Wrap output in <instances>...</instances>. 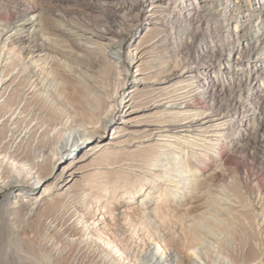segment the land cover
<instances>
[{
	"label": "bare ground",
	"instance_id": "1",
	"mask_svg": "<svg viewBox=\"0 0 264 264\" xmlns=\"http://www.w3.org/2000/svg\"><path fill=\"white\" fill-rule=\"evenodd\" d=\"M171 1L156 0L152 4L156 23L161 26L160 36L151 39L153 44L145 49L143 44L137 45L127 57L122 55L124 40L117 33L69 25L86 54L79 58L97 63L103 70L94 77L71 67L63 79L54 68L55 40L42 38L51 46L48 49L52 55L40 49L43 42L35 47V33L43 30L41 21L30 15L29 8L19 9V3L13 10H3L0 15V191L17 188L12 204H8L7 193L0 205V233L4 232L6 238L16 240L40 204L73 182L79 184L78 188L95 190L94 201L102 204L118 196L116 189H124L121 192L129 199L141 195L137 216L153 231L152 238L164 244L167 256L161 257L156 250L147 248L139 252L127 246L134 236L131 234L139 233L135 228L130 231V226L117 232L121 238L118 251L108 250L109 257L96 254L91 248L88 227L73 210L86 190L81 194L69 191L60 208L42 222L39 243L42 248L53 243L56 247L57 239H61L72 255L70 264H264V220L259 213L264 186L255 184L257 190L245 196L248 205H242L219 183H209L205 188L196 184L195 179L217 160L223 161V143L230 132L237 136L244 130L243 122L240 129L232 128V123L238 114L250 115L252 102L243 95V80L246 74L250 76L256 71V64L252 69L250 61L244 62L242 46L255 43L246 49L249 59L256 60L264 52V17L252 9L254 5H250L254 2L250 0H218L216 9L208 13L206 23L216 29L215 36L209 40L213 52L218 54L215 71L227 74L230 82L238 80L234 101L221 106L212 92L200 93L201 89L211 87L210 81L185 63L177 67L179 82L170 85L158 80L160 69L147 66L156 60L151 51L172 38L176 25L187 22L199 8L209 12L214 5L210 0H200V4H185L181 12L174 5L167 11L166 21L163 4ZM253 19L257 20L255 25ZM26 24L30 27L26 28ZM229 25L234 28L226 29ZM253 26L255 34H251ZM93 54L95 57H88ZM125 60L130 65L138 63L130 91L129 71L120 65ZM143 65L146 68H139ZM224 83L220 82V88H225L227 82ZM235 104V110L230 112L229 108ZM112 123L117 126L109 138L104 137L106 127ZM88 140L95 141L61 165ZM214 166L213 171L220 169L219 165ZM156 167L160 170H154ZM125 170L141 176L125 174ZM150 170L158 174L152 176L155 180L147 186L150 178L145 174ZM121 177L129 181V188L119 184ZM246 185L250 186L249 181ZM30 188L39 190V195L32 197L28 193ZM187 200H192L191 206L185 205L189 207L181 213L177 209L170 212L163 209L171 205L178 208ZM246 211L251 212L257 224V242L252 247L238 220L242 218L238 213ZM10 217L17 226L9 223ZM175 229L180 231L179 235ZM65 248H54L55 254L60 256ZM32 256L38 262L39 258L40 262L43 260L42 254L32 253L31 259ZM18 257L11 255L7 259L22 264L23 258Z\"/></svg>",
	"mask_w": 264,
	"mask_h": 264
},
{
	"label": "rangeland",
	"instance_id": "2",
	"mask_svg": "<svg viewBox=\"0 0 264 264\" xmlns=\"http://www.w3.org/2000/svg\"><path fill=\"white\" fill-rule=\"evenodd\" d=\"M155 1L156 0H0V15H2L5 10L15 9L17 7L16 3L20 4L19 9L29 8L31 10L30 15L43 24V30H38V32L35 33L37 42H35V47L43 42L44 39L42 38H44V36L51 37L57 43L56 49L58 48V50L55 49L54 51L56 52L53 51L55 53V55H53L56 56L54 68L59 78L67 77V74L70 73L67 71L71 67H78V69H82L88 74L98 77L99 72L103 70L101 69L102 67L97 63L87 62L85 58H79V55L84 56L86 54L83 52V47L81 46L82 42L71 34L69 25L104 29L117 33V35L124 40L122 55L127 57L139 44L144 45L142 49H145L146 46H151L153 44L151 39L160 34L161 26L157 25V17L152 11V4ZM172 1H175V3L172 4ZM172 1L169 3L164 2L163 4V10H165L163 12V20H168L167 11L169 12L172 10V6L174 5L176 8L175 10L181 12L183 11L184 5L187 3L194 2L193 4H200V0ZM250 1L256 2L255 4L252 3L250 6L254 5L252 9L258 13L257 15L264 17V0ZM210 2L212 5L214 4L212 10L205 12L199 8V12L194 13L195 16L193 15L187 22L179 23L175 26L172 38L166 43H161V46L155 47L151 51L156 55V60L147 66H156V69H160L157 71V74L161 73L157 77L158 80L160 79V83L163 85H170L179 82L181 76L179 75L180 72L177 67L179 63H185L188 68H193L196 73L202 74L206 80L210 81L209 84L211 87L205 88V90L204 88L201 89L202 91L200 93L206 95L212 92L211 94L214 98L219 100V104L225 106L226 104H230L233 100L234 92L238 89V80L230 82L228 81L227 74L222 71L220 73L219 71H215L218 54L213 52L209 40L211 36H215L213 34H216V29L207 25L206 18L209 15L208 13L216 9L215 3L218 2V0H210ZM257 15H255V17H257ZM198 22H200V25L196 27L199 24ZM255 22H257V20L253 19L254 25L256 24ZM25 27L29 28L30 24H26ZM233 28V25L226 26V29ZM251 30V34L256 33L255 26H253ZM40 37L41 40H39ZM155 40L156 39H154L153 42ZM254 46L255 43L244 45L242 46L241 52L244 62L250 61L252 69V65L256 64V71L250 76L246 74L243 80V85L245 86L243 95H246V99L252 102L249 111L250 115L244 117L243 114H238L237 117L233 119L232 123V128L235 127V129H240V125L243 122L244 130L237 136H233L230 132V135L225 138L222 149L224 153L222 162L217 160L216 163L210 165L211 167H209L203 175L195 176L196 184L200 183L205 186V188H207V186L209 187V183L210 185L219 183L220 186L232 192L234 197H237V200L242 205H248L245 196L257 190L255 184L264 186V52H261L258 58H255L256 60L249 59V54L246 49ZM39 47L45 51L44 53L52 55V51L49 50L51 49L49 44L43 42ZM15 50H17V48H15ZM57 54L59 56H57ZM88 57H95V54L89 55ZM120 65L123 69H128L129 71L128 91H130L131 88H129V86L134 79L135 67L138 63L130 65L125 60L122 61ZM104 66L107 68L110 67L106 64ZM144 66L145 65L140 66L139 68H146V66ZM154 74H156V72H154ZM222 76L225 77L224 79L227 82L225 88H220L221 81L222 84H225L224 79L220 78ZM239 86L241 87L242 85ZM128 99L129 98H127V100ZM235 101L238 100L236 99ZM235 107L236 104L229 108V111L233 112ZM116 126L117 123H112L107 126L104 137L109 138ZM94 141L95 140H88L83 143L79 149L71 154V157H66L61 162V165L65 164L68 158L76 157L82 149H87ZM214 165L220 166V169L216 172L213 171L215 170ZM154 170H160V167H156ZM123 172L131 176H141L140 173L128 172L126 170ZM157 174L158 171L152 170H150L148 174H145L147 178H150L147 186H151L150 184L152 183L150 182L155 180L153 177ZM193 179L194 177H190V180ZM247 180L250 183L249 187L246 185L248 182ZM118 182L123 186L126 184L124 188H129V185L127 186L129 183L128 180H124V178L122 179L121 177ZM72 183L73 182H71L66 189L56 192L51 197H47L46 200L40 204L33 217L29 220V225L18 232L16 240H9V238L4 236V232L0 233L1 264L2 261L4 262L3 264H13L9 262L11 259H7V257L9 258L11 255H15L16 258L18 256L22 257L24 261L22 264H70L72 255L67 245L63 243L61 239H57L59 241H56L58 244L56 247H54L55 243L50 246H44L43 248L40 246V226L42 222L51 218L55 211L60 208L62 199L69 191L81 194L84 190L86 191L77 199V205L74 206L73 210L76 212V217H81L88 227V232H90L91 235V248L94 249L96 254L109 257L108 250L118 251L121 238L117 237V232L124 226L125 228L130 226V231L132 228H135L137 231L139 230V233L131 234L134 236L131 240L129 239L127 241V246L139 250V252H143L147 248L156 250L158 255L166 258L167 250L164 248V244H158L157 241L152 238L154 234L153 231H151L149 226L137 216L138 196L141 195L129 199L127 195L121 192L124 191V189H116L115 195L118 196L115 199L110 198L102 204L94 201V195H97V193H94L96 191L91 190V187L90 189L81 186L78 188L79 184ZM135 190H139L138 183L135 185ZM39 192V190L28 189V193L31 194L32 197L39 195ZM7 193L9 194L7 201L8 204L11 205L17 193V188L9 189L6 192L0 191V205L4 203ZM190 202H192V200L183 202L180 206L182 209L180 207H173L175 205L163 209H165L166 212H170L172 209L176 211L177 209V212L181 213L185 208L189 207L185 205H190ZM154 206L155 203L152 204L150 208ZM259 207V213L264 220V196L260 201ZM238 214L242 216V218H238V220L242 224L245 233L249 235L248 244L252 247V245L257 242L256 221L250 211L240 212ZM10 219L9 223L11 222L14 227L17 226L15 224L16 220L12 217H10ZM175 232L176 235L180 233L177 229H175ZM142 243L147 244V246H141ZM58 247L59 249L66 247V250L60 256L55 254ZM30 252L31 254H42L41 260H43L40 262L39 258L38 262L33 256V259H31ZM6 259L8 261H6Z\"/></svg>",
	"mask_w": 264,
	"mask_h": 264
}]
</instances>
